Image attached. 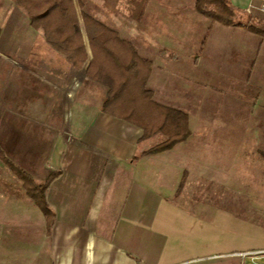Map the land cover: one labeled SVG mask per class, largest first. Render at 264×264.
<instances>
[{
  "label": "crops",
  "instance_id": "crops-1",
  "mask_svg": "<svg viewBox=\"0 0 264 264\" xmlns=\"http://www.w3.org/2000/svg\"><path fill=\"white\" fill-rule=\"evenodd\" d=\"M81 1L152 62L153 102L186 114L190 135L148 152L165 136L103 112L105 87L0 0V153L38 183L56 175L51 223L0 159V264H184L220 251L219 229L263 235L227 201L264 203V36L213 22L197 0H150L139 22L127 0ZM202 181L215 198L198 196Z\"/></svg>",
  "mask_w": 264,
  "mask_h": 264
},
{
  "label": "trees",
  "instance_id": "trees-1",
  "mask_svg": "<svg viewBox=\"0 0 264 264\" xmlns=\"http://www.w3.org/2000/svg\"><path fill=\"white\" fill-rule=\"evenodd\" d=\"M10 1L26 12L31 27L41 30L56 52L76 70H85L88 79L105 87L103 112L141 127L144 138L155 134L165 136L163 142L148 152L170 150L188 138L187 115L154 103L152 93L146 88L152 62L141 58L136 47L121 39L116 31L87 14L81 0ZM149 1L127 0L125 10L129 18L139 22ZM195 8L200 15L214 22L235 25L236 14L227 0H197ZM262 28L252 26L250 31L264 35ZM199 56L195 57V63ZM0 159L23 182L28 196L52 223L54 214L45 201V191L56 175L38 183L3 153H0Z\"/></svg>",
  "mask_w": 264,
  "mask_h": 264
},
{
  "label": "rangeland",
  "instance_id": "rangeland-1",
  "mask_svg": "<svg viewBox=\"0 0 264 264\" xmlns=\"http://www.w3.org/2000/svg\"><path fill=\"white\" fill-rule=\"evenodd\" d=\"M126 3L127 2L125 1V4ZM231 8L234 10L236 14L235 15V25L233 26L247 29L249 31H250V27L252 26L257 27V28L259 27L264 28V24L263 26H254V25H249L245 27L240 26L238 21L242 19L241 18L242 11L238 9L235 10L234 7H231ZM242 21H244V19H242ZM260 35L264 36L263 34H260ZM50 165H53V163H50ZM202 183L203 185H200L201 191H198V196L200 197L202 196L205 198H215L217 194V190H214V188L208 185L207 182L202 181ZM230 195L233 196L231 192H230ZM241 200L243 199L242 198L237 199L235 205L232 204L231 200H228L227 206L235 208L238 213L249 216L252 219L253 223L264 226V203L259 204L252 200L251 206H247V202L246 204H244ZM248 207H250V209ZM258 231L262 233L263 235L256 236V234L253 233L251 235L252 238H248V235H245V236L238 235L240 231L239 232L237 231L236 232L237 235H235V237L233 238L230 237L227 239V237H222L226 235L225 231L223 229H219L218 234H217V237L219 239L213 238L212 240L214 242L220 241L219 243L220 251L216 250V251H213L212 253L204 252V253L196 254L188 258L189 259L188 262L184 264H264V252H263L264 251V230L262 229ZM234 241L236 242V245L235 247H232L231 244H233ZM227 247L233 248V249H228ZM223 250H226V251H223ZM248 252H257V254L248 255V256L238 255V254H243V253H248Z\"/></svg>",
  "mask_w": 264,
  "mask_h": 264
},
{
  "label": "built area",
  "instance_id": "built-area-1",
  "mask_svg": "<svg viewBox=\"0 0 264 264\" xmlns=\"http://www.w3.org/2000/svg\"><path fill=\"white\" fill-rule=\"evenodd\" d=\"M242 19L239 20V24L242 27L254 25L263 26L264 24V0H248L243 11ZM46 86H50V82L45 83ZM54 168V166L52 165ZM264 252V251H263ZM257 252H248L243 254H238L242 256L255 255Z\"/></svg>",
  "mask_w": 264,
  "mask_h": 264
}]
</instances>
